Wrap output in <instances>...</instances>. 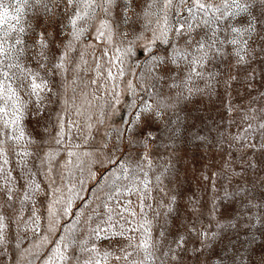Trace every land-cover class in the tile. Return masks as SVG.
<instances>
[{"label": "snow or ice", "instance_id": "obj_1", "mask_svg": "<svg viewBox=\"0 0 264 264\" xmlns=\"http://www.w3.org/2000/svg\"><path fill=\"white\" fill-rule=\"evenodd\" d=\"M122 25H139V31L133 28L134 39L126 47H117L115 38L128 36L120 31ZM49 28H62L63 39L58 41L61 32ZM93 34L111 51L106 47L95 57V67L89 68L85 52L80 51L78 59L74 54L77 42ZM137 40L146 41L148 68L142 78L150 81L143 85L149 99L142 98L139 105L133 102L131 107L138 110L125 122L126 127L118 130L111 147L108 142L102 145L107 167L97 180L92 203L84 202L89 212L79 213L71 235L60 237L45 264H183L187 254L204 256L213 249V241H222L223 234L230 231L237 238L244 234L254 239L253 230L264 235V196L253 194L264 187V0H142L139 4L136 0H0V257L9 249V222L15 223L6 212L22 216L23 203L40 191L39 184H29L30 191L24 192L18 211L14 205L23 186L17 188L12 171L4 167L9 155L18 157L25 167L28 158L35 155L39 159L32 149L39 144L26 128V118L43 117L71 89L73 97L63 99L64 108L52 125L56 129L52 140L62 145L72 128L80 130L79 121L71 119L69 112L77 117L85 114L75 102L76 86L84 83L81 73H96L90 85L99 87L103 80L106 87L107 81H113L111 94L119 103L115 81L125 75V61ZM160 45L165 46L162 54ZM105 64L111 67L105 69ZM221 66L228 69L223 83L229 95L233 82L243 91L237 93L239 102L233 98L226 105L234 114L227 130L217 126L215 136L205 135L194 123L182 120L180 101L205 90L213 94L221 82ZM145 114L167 133V142L160 147L172 148L183 130L193 141L214 147L221 155L220 170L204 177L214 193L207 223L195 194L188 198V214L180 219L174 207L177 193L171 187L175 167L171 157L167 161L161 157L158 162L153 145L159 138L149 134L141 142L134 135L135 128L145 122ZM48 118L51 120L50 112ZM103 122L97 118V123ZM85 126L87 142L95 124L86 122ZM125 140L128 147L142 144V149L125 151ZM56 155L50 148L41 164L51 166ZM68 155L76 153L69 151ZM91 176L95 178L96 173ZM58 191L53 188L52 196ZM58 202L53 199L49 206L52 217L56 215L52 206ZM71 206L69 199L65 215ZM32 215L36 217L35 212ZM77 227L83 228L79 237ZM195 241L199 246L190 249ZM235 251L238 257L240 249Z\"/></svg>", "mask_w": 264, "mask_h": 264}, {"label": "rangeland", "instance_id": "obj_2", "mask_svg": "<svg viewBox=\"0 0 264 264\" xmlns=\"http://www.w3.org/2000/svg\"><path fill=\"white\" fill-rule=\"evenodd\" d=\"M136 3H142V0H136ZM133 28L139 31V25L131 27L122 25L120 31L127 32L128 36L126 39L116 37L115 46H128L129 41L134 39ZM48 31H60L61 35L57 37V40L63 39L62 28H49ZM144 35L150 36L151 33H144ZM89 45L94 47H89ZM145 45L146 41L144 40H137L131 45L132 54L127 57L124 64L125 75L118 77L115 81V84L118 85L116 91L119 92V103H116L111 94L113 81H107L105 87V81L101 80L98 87L89 84V81L95 78V72L81 73L84 83L78 82L76 86L75 102L77 106L82 105L81 111L85 114L77 117L71 111L69 112L71 119L79 121L80 130L72 128L70 135L65 138L62 145L58 146L52 140L56 130L52 125L56 122V115L64 108L63 99L73 97L71 89H69L67 97L62 95L59 102H54L49 106L48 112L51 113V120L48 118V112L43 117L26 118L25 126L39 144V147L32 146L33 151L39 153V159L35 155L28 158L27 167H25L20 163L18 157L9 155V163L4 167L6 170L12 171V183L17 188L23 186L22 190L17 193L18 199L14 205L18 211L21 210L19 201L24 192L30 191L29 184H39L40 191L32 194V199L23 203L22 216L18 217L11 211L6 212V215L11 217L15 223L9 222L11 228L9 249L4 257H0V264H45V261L52 255V250L57 246L60 237L71 235V225L79 213L87 214L89 212V209L84 207V202L92 203L96 194L97 180L100 179L101 173L107 167L103 163L106 149L102 145L108 142L109 147H111L118 130L126 127L125 122L130 119L133 112L138 110L131 107L133 102L139 105L142 98L149 99L143 85L150 83V81L142 78V74L146 73L148 68L146 64L147 53L144 51ZM106 47H109L111 51L110 46L98 42L93 34L77 42V53L74 55L78 59V53L80 51L85 52L88 67L94 68L95 57L101 56ZM164 47V45H160L161 54ZM155 51L156 48L153 49V52ZM104 67L106 69L111 65L105 64ZM219 70L223 75L219 77L221 82L213 94L209 95L205 90V93H196L189 99L180 101V107L183 108V111L179 112V115L182 120L188 125L194 123L197 129L205 135L215 136L214 129L217 126L224 131L227 130L230 118L234 114L227 111L226 105L233 98L239 102L240 98L237 93L243 91L239 83L233 82V89L229 95L223 83L228 69L221 66ZM112 71L115 73L116 68H112ZM129 82H131L132 88H129ZM198 84L200 88H204L203 82H198ZM84 85H88V87L85 88ZM165 91H168L166 87ZM53 100L55 101V98ZM101 113H103L102 117ZM88 116H92L93 120L87 121ZM97 118H102L103 124L97 123ZM235 118L239 122V117L236 116ZM144 119L145 122L135 128V138L142 142L149 137V134L152 138L158 137L159 139H156L153 145L155 159L160 162L161 157L164 161L171 157L175 166L171 177V187L177 193V202L174 207L177 208L180 219L182 220L188 214V198L195 194L203 206L204 223H207V211L211 206L214 193L211 189L210 180L206 181L204 177L206 175L211 177L213 172L220 170L221 155L214 147H205L199 141H193L191 136L183 130L172 148L160 147L161 142H167V133L162 130L159 122L148 119L147 114H145ZM38 120L39 122H37ZM86 122L95 124L87 142L84 139L88 134ZM45 127L48 128V131H45ZM210 128L213 129L211 133L208 132ZM77 144L80 147H74ZM123 147L125 151H135L142 149V144L130 148L125 140ZM50 148L57 152L56 158L52 161L51 166L47 163L42 165L40 161L44 158V153ZM69 151L76 153V155L69 156ZM173 151L175 155H173ZM85 153H90V155H85ZM93 160L99 162L93 163ZM49 167L52 169L51 173H49ZM91 172L96 173L95 178L91 176ZM53 179L55 184H52ZM53 188L60 189L56 192L55 197L52 196ZM46 192L48 193L47 196L45 195ZM220 194L222 195L223 192L221 191ZM253 194L258 197L264 196V187L256 188ZM53 199L59 201L51 209L52 212L56 213L55 217L50 216L49 212V206ZM69 199L72 200L71 211L65 215L64 208ZM33 212L39 219L32 215ZM149 214L151 215V213ZM80 218L83 220L82 216ZM53 220L57 221L54 225ZM50 228H52L51 231ZM82 232L83 228L77 227L75 235L79 237ZM253 233L255 234L254 239L251 235L241 234L237 238L234 232L225 233L222 241L212 242L213 249L207 251L204 256L198 257L190 252L184 257L183 264H203L205 259L209 260V264H264V235L255 232V230ZM17 243L20 245L19 248L16 247ZM105 243L108 242L105 241ZM197 246H199V241L190 244L189 248ZM237 248L240 249L238 257L235 251ZM233 257L236 258L233 259Z\"/></svg>", "mask_w": 264, "mask_h": 264}]
</instances>
